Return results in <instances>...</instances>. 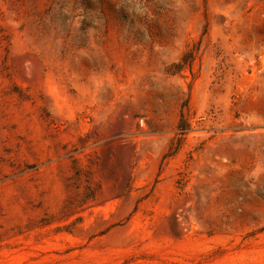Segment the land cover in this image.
Instances as JSON below:
<instances>
[{
	"label": "rangeland",
	"instance_id": "obj_1",
	"mask_svg": "<svg viewBox=\"0 0 264 264\" xmlns=\"http://www.w3.org/2000/svg\"><path fill=\"white\" fill-rule=\"evenodd\" d=\"M0 264H264V0H0Z\"/></svg>",
	"mask_w": 264,
	"mask_h": 264
}]
</instances>
